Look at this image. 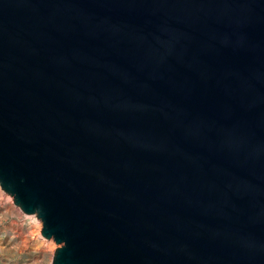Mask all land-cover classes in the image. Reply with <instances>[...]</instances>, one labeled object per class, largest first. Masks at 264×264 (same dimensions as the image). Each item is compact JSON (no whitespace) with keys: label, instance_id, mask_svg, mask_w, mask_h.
I'll list each match as a JSON object with an SVG mask.
<instances>
[{"label":"water","instance_id":"water-1","mask_svg":"<svg viewBox=\"0 0 264 264\" xmlns=\"http://www.w3.org/2000/svg\"><path fill=\"white\" fill-rule=\"evenodd\" d=\"M0 185L51 264H264V0H0Z\"/></svg>","mask_w":264,"mask_h":264},{"label":"rangeland","instance_id":"rangeland-1","mask_svg":"<svg viewBox=\"0 0 264 264\" xmlns=\"http://www.w3.org/2000/svg\"><path fill=\"white\" fill-rule=\"evenodd\" d=\"M42 221L14 204L0 185V264H51L60 246L41 234Z\"/></svg>","mask_w":264,"mask_h":264}]
</instances>
